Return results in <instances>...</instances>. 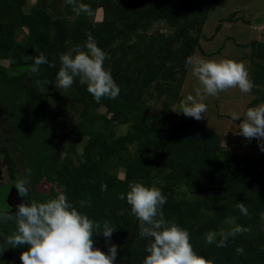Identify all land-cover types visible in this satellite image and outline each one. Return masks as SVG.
<instances>
[{
  "label": "trees",
  "instance_id": "1",
  "mask_svg": "<svg viewBox=\"0 0 264 264\" xmlns=\"http://www.w3.org/2000/svg\"><path fill=\"white\" fill-rule=\"evenodd\" d=\"M217 1L79 0L94 11L102 8L103 18L95 21L77 15L66 0H36L27 11L26 0H0V114L12 127L13 146L21 157L18 166L0 136V213L14 215L21 202H46L63 193L100 230L105 221L116 227L109 240L100 231L93 236L105 253L107 243L116 241L114 264H142L150 238L140 237L139 221L126 200L130 184L140 182L162 190L166 220L188 230L198 254L214 264H264V153L251 157L233 151L196 120L174 119L171 109L188 70L185 60L200 49L202 21ZM160 19L172 32L148 33ZM87 32L110 57L104 67L120 88L116 99L97 103L78 78L67 90L56 87L61 54L83 48ZM134 36L138 39L129 42ZM251 46L249 78L255 96L245 111L264 104V40L251 41ZM40 53L55 67L41 65L37 77L29 69ZM36 79L50 84L38 88ZM69 107L79 113L76 134L65 146L57 132L69 120ZM99 107L104 114L96 113ZM118 125L125 131L116 133ZM21 177L30 181L28 197H21L14 185ZM42 178L51 184L48 190L40 184ZM101 184H107V191ZM238 203L248 209L247 216ZM236 224L251 231L229 239L224 248L206 244L207 232ZM16 231L15 217L0 220L4 263L1 248ZM237 247L243 248L242 255ZM27 248L11 246L17 264Z\"/></svg>",
  "mask_w": 264,
  "mask_h": 264
},
{
  "label": "clouds",
  "instance_id": "2",
  "mask_svg": "<svg viewBox=\"0 0 264 264\" xmlns=\"http://www.w3.org/2000/svg\"><path fill=\"white\" fill-rule=\"evenodd\" d=\"M73 6L77 15L92 17L94 10L79 0H66ZM87 40L84 47L77 46L61 54V66L56 73V87L69 89L77 78L81 85L87 86V91L99 103L102 98L116 99L120 88L115 82L110 68H105L108 53L101 49L91 32L86 33ZM50 63L48 58L40 53L31 64L29 72L39 76L41 65ZM185 66L190 67L193 74L203 86V92L196 90V95H187L180 103V110L186 117L200 120L207 111L203 102L204 96H216L230 88H239L243 93H249L255 86L249 78L247 68L242 62L232 59L206 60L187 57ZM34 84L43 88L50 84L47 79H36ZM175 111V110H174ZM240 120L239 134L251 141L255 138L264 151V104L249 107ZM30 181L21 177L15 182V187L21 197H28ZM107 184H101V190L107 191ZM126 200L131 212L139 221V235L150 238L146 246L147 255L142 264H214V261L205 258L194 251L190 243V233L187 229L175 223H169L163 213V206L167 197L157 187L145 186L143 183L130 184ZM124 200L125 195L121 194ZM84 202H81L83 207ZM237 207L241 214L247 216L248 209L243 203ZM119 214L123 215V211ZM15 217L17 231L8 237L7 243L12 247L28 245L22 251L20 260L22 264H114L117 256V246L109 245L107 253L94 247L93 236L102 232L109 240L116 230L109 222L101 225L95 223L86 214L80 212L61 193L46 202H21L16 206L15 214L0 213V220ZM251 231L248 226L236 224L229 230L209 231L205 234V242L218 248L227 247L228 241L237 235ZM243 248L237 247L238 255L243 254Z\"/></svg>",
  "mask_w": 264,
  "mask_h": 264
},
{
  "label": "rangeland",
  "instance_id": "3",
  "mask_svg": "<svg viewBox=\"0 0 264 264\" xmlns=\"http://www.w3.org/2000/svg\"><path fill=\"white\" fill-rule=\"evenodd\" d=\"M35 2L36 0H26L24 10H29L30 6ZM102 18V8H96L92 19L99 21ZM202 23L199 39L200 49H195L192 58L206 60L232 59L242 62L250 74L253 56L251 55V41L264 40V0H218L215 8L207 13ZM218 23L220 24L219 29L215 31V27ZM156 29H160L166 34H170L173 30L163 19L154 22L148 30V33ZM137 39L138 37L136 36L131 37L129 42H134ZM197 89L203 92V86L193 74L192 69L188 67L180 89V97L171 107L174 119H193L191 117H186L182 112L177 113L176 111L180 110V103L187 95H196ZM254 96L255 93L252 92V90L249 93H243L238 87L222 91L216 96L205 95L203 102L207 105V111L204 113L202 119L196 121L206 128L218 133L225 147L244 155L257 157L263 154L264 151H261L258 141L255 138L249 141L239 134L240 120L236 119V117L243 118L245 106ZM154 101L155 107L158 106V101ZM56 109L59 110L58 108ZM78 113L79 110L77 108L69 107L68 124L66 123L64 128L57 132L58 136L63 138L65 146L68 144L67 142L72 135L76 134L73 126L78 122ZM96 113L104 114L105 108L99 107ZM1 118L0 114V136L2 139L3 137L6 139L15 162L20 166V152L13 146L12 142V127H8ZM125 129L126 126L118 125L115 127V132L122 133ZM54 133L56 132L54 131ZM84 140L85 138H82L80 143L76 144L78 151H81ZM118 176H123L121 170L118 171ZM3 177H6V173H3L2 178ZM40 184L43 185L44 190H48V187L51 186L49 182H45L44 178H42ZM183 189L189 193L188 189L185 187H183ZM45 199H47V197ZM111 244L116 245V241L107 243V246L109 247ZM94 247L102 250L100 244L94 245ZM1 250L5 256L6 263H4V259L0 258V264H17V257H15L16 252L13 253L9 244L5 243V246L1 248Z\"/></svg>",
  "mask_w": 264,
  "mask_h": 264
},
{
  "label": "water",
  "instance_id": "4",
  "mask_svg": "<svg viewBox=\"0 0 264 264\" xmlns=\"http://www.w3.org/2000/svg\"><path fill=\"white\" fill-rule=\"evenodd\" d=\"M12 193H13V190L10 191V194H11V195H12ZM13 209H14V207L12 208V211H13Z\"/></svg>",
  "mask_w": 264,
  "mask_h": 264
},
{
  "label": "flooded vegetation",
  "instance_id": "5",
  "mask_svg": "<svg viewBox=\"0 0 264 264\" xmlns=\"http://www.w3.org/2000/svg\"><path fill=\"white\" fill-rule=\"evenodd\" d=\"M14 202H15V200H14Z\"/></svg>",
  "mask_w": 264,
  "mask_h": 264
}]
</instances>
